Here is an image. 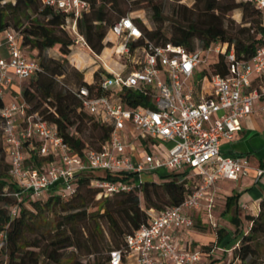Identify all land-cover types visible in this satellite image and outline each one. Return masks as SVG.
Instances as JSON below:
<instances>
[{"label": "built area", "instance_id": "built-area-1", "mask_svg": "<svg viewBox=\"0 0 264 264\" xmlns=\"http://www.w3.org/2000/svg\"><path fill=\"white\" fill-rule=\"evenodd\" d=\"M246 1L258 10L264 24V0ZM40 2L66 15L62 28L70 35L72 48L100 58L76 28V19L88 9L87 1ZM105 40L110 62L102 59L98 80L68 90L80 108L110 131L98 149L82 148L77 153L52 123L36 113L26 114L20 85L39 66L21 50L17 30L0 31V46L6 51L5 57L0 56V137L16 187L8 194L18 202L24 194L45 198L53 189L65 198L73 191L76 176L87 170L128 177L92 178L90 184L99 189L97 197L139 186L144 176L158 169L180 173L182 179H194L192 190L176 205L151 210L150 223L127 235L125 251H111L109 261L121 264L125 256L126 264H200L203 252L179 247L173 232L193 226L189 211L203 210L211 226H216L213 187L219 179L238 180L251 169L256 180L264 175V169L252 167L246 156L219 151L220 140L240 130V120L252 112L254 100H263L259 109L264 111V43L246 59L238 58L226 41H212L193 50L170 42L158 44L144 37L128 14L108 26ZM218 58L223 73L215 70ZM12 77L18 88L7 94ZM133 98L138 102L133 103ZM131 131L136 134L127 141L126 132ZM33 154L50 160L35 166ZM15 212L16 204L11 214ZM5 240L6 232L0 230V247Z\"/></svg>", "mask_w": 264, "mask_h": 264}, {"label": "trees", "instance_id": "trees-1", "mask_svg": "<svg viewBox=\"0 0 264 264\" xmlns=\"http://www.w3.org/2000/svg\"><path fill=\"white\" fill-rule=\"evenodd\" d=\"M85 1L88 9L76 19V28L88 48L99 54L108 45L105 40L108 26L139 5L133 1L134 5L127 7V0ZM144 1L152 10L153 18L159 20V1ZM180 7L187 14L167 33L158 27L149 29L140 19H132L142 35L154 43L170 42L187 50L206 46L212 41H226L232 44L238 58L246 59L264 43V24L258 10L249 1L193 0L191 6ZM233 9L240 10V23L236 27L224 25V16ZM65 16L58 10L42 6L40 0H0V31L6 27L17 30L21 50L35 59L39 66L33 78L20 90L26 114L36 113L52 123L71 149L80 153L82 148L98 149L107 139L110 127L80 108L79 102L68 90L72 86L87 85L80 73H76L77 80L72 85L60 80L72 52L71 37L62 28ZM48 48L55 50L59 58L47 56L45 49ZM214 65L216 71L224 72L221 58ZM100 71L98 68L92 72L93 82L98 80ZM132 102L138 101L133 98ZM86 122L94 133L82 139L78 133ZM49 160V156L35 154L31 158V162L38 167ZM261 166H264V159ZM98 177L128 179L121 173L87 170L76 176L74 189L65 198L52 189L45 198L35 199L24 194L17 202L14 196L8 194L16 187L8 173L0 137V230L6 232V240L0 247V253L6 257L3 264H39V260L44 258L56 264H110V252L116 249L125 251L126 236L137 231L141 225L150 223L151 210L162 211L178 204L194 185V179H182L180 173L168 172L162 175L161 181L148 178L139 186L97 197L99 189L91 185L90 180ZM140 194L143 196V207ZM237 199V192L226 196L222 211L235 229L240 225ZM15 204L16 212L11 214ZM46 212L51 216L47 217ZM246 218L250 221L246 232L238 229L234 234H240L239 247L233 248L239 263L230 261L227 264H259L254 258L264 250V193L259 200L258 214L247 215ZM43 224L49 226L46 243L41 244L38 239L29 240L28 233L44 234L40 231ZM225 234L224 228L217 229L216 243ZM202 250L210 248L203 245ZM89 256L92 260L88 258L85 263L77 259ZM121 264H126L125 256Z\"/></svg>", "mask_w": 264, "mask_h": 264}, {"label": "rangeland", "instance_id": "rangeland-1", "mask_svg": "<svg viewBox=\"0 0 264 264\" xmlns=\"http://www.w3.org/2000/svg\"><path fill=\"white\" fill-rule=\"evenodd\" d=\"M133 1H137L139 7L133 10H130L127 14L132 18L135 17L137 19H140V21L143 23V25H145V27L149 28V29H154L155 27L160 28L161 30L165 31L166 33L172 28L174 27V25L176 23H180L182 18L185 16V14H187V11L183 8L180 7V5H183L185 7H189L191 6V3L193 2V0H156L159 1V14H160V19L159 20H155L153 18V12L150 9V7H148L147 5H145V1L144 0H127V7H130L131 5H134ZM241 13L239 9H233L232 11L228 12L225 16H224V20H223V24L224 25H231L233 27H236V25H238L241 21ZM108 45H106V47H108ZM47 52H45V54L47 56L53 57L55 59L59 58L58 53L53 50V49H45ZM109 52L108 48H103L102 51L99 53L100 58H96L93 54H91L90 52H88L85 49H81V50H75L74 48H72V52L69 55V58L67 59L66 64L64 65V70L62 73V76H60V80L62 82H65L66 84L72 85L75 83V81L77 80V74L76 73H80L82 78L84 79V77H88L89 76V72L90 70L93 69H98L101 68L100 67V63L102 62V59L104 62H110V59H108L107 54ZM94 71V70H93ZM33 78V76H31L28 80L26 81H22L20 87L22 88L24 85H26L31 79ZM93 81V80H92ZM59 86V84L57 85ZM103 117L100 118V120L103 121ZM94 133L93 131L90 130L88 123L86 122L85 125L82 127L81 132L78 133V135H80V137H82V139H86V137L89 134ZM127 134L125 135V139L127 141H129L134 134H136V131H131V132H126ZM148 146H151V144L149 142H147ZM139 154L141 155L142 152L139 151ZM256 158V157H254ZM167 171L164 169H158L155 170L153 172L148 173L145 176V179L150 178L149 175H151L154 180L156 181H161L162 179V175L166 174ZM140 204L141 207H143V196L140 194ZM45 215L47 217H50V213H45ZM219 225L216 226H211V224L208 223L204 224L200 222V221H196L195 224L190 227L189 229H195L197 231L202 232L206 237H209L208 239H214L216 240V230L219 228H223L225 226V223H220L218 222ZM102 225H103V229L106 230V225L105 223L102 221ZM49 226L47 224H43L40 227V231L44 232V234H33V233H28L27 237L29 240H34V239H38L39 243L41 244H45V238H47L48 236V228ZM239 229L240 232H246V230L248 229V224H244L242 226H240L239 228L235 229V227H233L232 225H230V232L232 233H236V231ZM236 230V231H235ZM235 231V232H234ZM232 236V235H231ZM108 237V236H107ZM228 237V236H226ZM239 238H240V234L236 235L235 237H228V240L223 241L222 243H216L214 240L213 241H209L206 245L210 248V250H208V252L210 253L208 256H201V259L203 262L205 263H211V264H227L230 261H233L235 263H239V260L236 259V257H234V253H233V248L234 247H239ZM195 246V243L192 242L191 243V249ZM197 249L201 252H207L206 250H202V246L197 247ZM90 259L92 260V257L89 256L87 258H80L77 257L78 260L82 261L83 263H85L86 259ZM6 259V257L0 253V264L4 263V260ZM255 261L257 263H264V250L259 251L256 256H255ZM40 263L39 264H56L55 262L51 261L48 258H44L39 260Z\"/></svg>", "mask_w": 264, "mask_h": 264}, {"label": "crops", "instance_id": "crops-1", "mask_svg": "<svg viewBox=\"0 0 264 264\" xmlns=\"http://www.w3.org/2000/svg\"><path fill=\"white\" fill-rule=\"evenodd\" d=\"M74 49L78 51V49ZM45 52L47 51L45 50ZM0 56H6V51L3 45L0 46ZM93 70V68L90 70L88 77H84L86 82L92 80ZM17 88V80L12 77L11 82L6 86L5 91L8 94ZM262 103V99L253 101L252 112L240 120V130L235 132L230 139H221L219 143V151L225 155H244L247 157L252 167H260L264 169V166H261V161L264 159V111L259 109ZM213 191L215 193L213 221L216 225H219L218 222H220L225 223L226 226V228L223 227L226 230V234L224 238L218 242L222 243L223 241L228 240V237L236 236L234 233L231 234L230 232V225L232 224L229 219L222 214L226 196L233 192L238 193L237 205L238 216L240 217L239 227L244 224L249 225L250 221L246 216H256L259 211V200L264 193V175L256 180L255 172L251 169L247 175L240 177L238 180L219 179L215 183ZM188 213L192 215L194 224L196 221H200L203 223V226L204 224L208 225L209 220L203 210L189 211ZM173 236L175 243L179 247H188L190 249L192 242L195 243V246L192 249H197V247L206 245L209 241L214 240L213 238L208 239L209 237H206L200 231L189 228L176 229L173 232ZM214 241L216 242V240ZM209 254L208 251L203 252L202 256H208ZM128 264H135V262L130 261ZM200 264L211 263H205L201 259Z\"/></svg>", "mask_w": 264, "mask_h": 264}]
</instances>
